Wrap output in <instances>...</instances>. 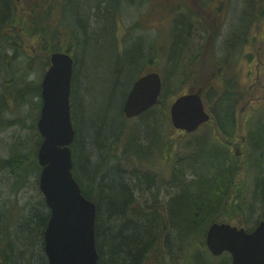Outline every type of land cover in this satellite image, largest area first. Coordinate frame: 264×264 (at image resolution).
<instances>
[{
  "label": "trees",
  "instance_id": "16d2710c",
  "mask_svg": "<svg viewBox=\"0 0 264 264\" xmlns=\"http://www.w3.org/2000/svg\"><path fill=\"white\" fill-rule=\"evenodd\" d=\"M81 1L83 12L77 15L86 33L85 45L88 46L90 43L103 48L108 44V49L111 47L115 52L116 43L112 38L115 32L114 19L120 8L127 4L124 0ZM221 10L222 4L220 13ZM39 11L40 7L38 15L33 13L32 8L28 13L19 12L15 0H0V69L3 71L10 68L8 74L13 73L9 55L15 54V59L19 58L23 54L21 47L24 44L25 47L33 44L35 39L38 52L45 53L48 57L54 52L61 51L77 55L73 81L75 93L72 91L71 96L73 122L77 129V138L72 146L75 160L74 175L84 196L97 206L96 241L99 264H168L161 251V239L167 232L169 241L171 239L182 244L187 237L190 241L183 244H187V247L191 245L196 254H202L204 259L194 254V264H215L217 259L208 252L203 235L211 224L227 222L252 230L256 226L253 215L264 218V121L259 119L258 130L249 134L251 149L248 151L249 157L245 158L246 161H241V165L232 162L230 157L233 153L230 146L235 140L234 132L237 133L234 112L239 96H236L234 82L223 78L226 76L222 73L219 98L216 81L218 68L215 66L217 71L212 78L203 79L200 74H196L192 79L189 75L177 76L175 82L178 88L173 89L170 94L165 91L163 100L168 98L167 105L161 104L145 113L141 117V127L136 126L137 128L133 132L130 130L128 135L123 133L122 127L120 131L106 135L105 132L109 133V126L114 123L115 116L121 117L123 103L115 106L112 103L115 102L114 96L105 93L103 103H98L94 114L87 116V111L85 115L83 114L89 122L79 129L76 124L77 102L82 105L87 98L92 97L85 86L87 56L85 51L80 52L81 48L77 52L66 39L63 45L61 44L60 37L57 38L60 30L56 24L50 23L51 17L48 18L45 30L44 18ZM178 13L180 16L187 14L189 19H194L196 15L185 6L173 11L174 15ZM240 19L239 28L227 42L231 49L235 44L246 43L252 26L264 20V0H247L245 13ZM222 24L221 22L220 30ZM188 25L182 18L175 23L173 33L175 45L171 49V59L179 52L178 46L183 45V34L189 30ZM10 34H16L13 38L15 44L8 37ZM31 34L34 37L30 39ZM45 35L46 43L43 41ZM108 40L114 44L107 43ZM29 53L32 54L28 49V53L24 52L23 55L27 56ZM145 58L146 61L152 62L154 54ZM22 61V67L28 70L36 64L34 60ZM95 61L99 63L101 58ZM17 63L21 64V60ZM48 64L41 62L37 66L44 71ZM137 65L139 63L127 66L135 68ZM118 69L113 66L106 71L104 84H109L110 76H116L117 80L114 82L116 87L118 89L122 87V76ZM221 69L220 65V72ZM14 73L16 89L13 84L7 81L5 83L12 85L5 89L6 92H11L8 97L12 98L16 108L26 105L36 108L32 125L27 123L25 119L27 117L17 115V111H15L17 117L13 120L4 124L0 120V130L16 125L29 129L33 136L32 147L27 140L20 137L11 145L7 157L0 156V175L12 178L10 191L17 196L28 186L31 175L37 174L39 177L41 173L38 151L43 140L37 129L42 105L40 80L28 81L24 73L20 71ZM197 77L200 79L196 81ZM80 81L84 83L82 93H78L77 90ZM191 81L197 88L207 92L215 103L211 108L213 120L217 127L220 126V147L213 138L196 141L193 145L188 143L183 157L175 156L174 163L177 169L173 167L170 182L166 185V182L162 181L156 191L153 190L155 186L153 177L142 173V170L146 169L150 150L160 148V155L164 153L160 146L161 140L156 138L158 128L155 113L163 122L170 114V95L175 94L180 86L189 82L191 84ZM78 94L84 98L80 100ZM5 102L9 105L1 96L0 107H6ZM160 107L162 109L159 110ZM159 137L161 138V135ZM168 142L171 144L169 138ZM165 148L169 149V145H165ZM187 154L189 156L186 158ZM179 155L182 156V153ZM163 157H160L161 163H164V159L161 160ZM182 161L183 164H180ZM250 176L253 178L252 190L248 188L246 182ZM166 190L168 194L165 203ZM137 194H142L144 202L136 201ZM49 218L50 212L45 199L38 205H33L27 214H24L17 205L6 209L0 207V264H34L35 259L38 260V264H48L44 250V234ZM153 253L160 255L159 260L155 259L157 256L154 257ZM221 264H232L231 256L225 254Z\"/></svg>",
  "mask_w": 264,
  "mask_h": 264
},
{
  "label": "rangeland",
  "instance_id": "374dc122",
  "mask_svg": "<svg viewBox=\"0 0 264 264\" xmlns=\"http://www.w3.org/2000/svg\"><path fill=\"white\" fill-rule=\"evenodd\" d=\"M32 1L35 2L36 0H24V3L25 5H29ZM53 1L57 4H55L54 19H57L60 22L64 38L66 40L71 38V33L78 36L82 49L80 52L85 51L87 56L84 71L86 79L85 86L89 90V95L92 97L90 99L87 98L82 105L77 102L76 113L78 119L76 120V124L79 129H82L89 122L83 114L85 115L86 111L87 116L94 114V109L98 108V103H103L104 93L114 96L115 102L112 101V103L115 106L121 105L127 91L134 81V78L140 74L158 72L165 84L171 86V91L178 88L177 83L175 82L176 75L174 71L182 70L187 62L192 61V56H194V54H196V52L208 42L207 39L209 35L204 32L202 27L198 28L193 26L189 29L190 31L188 30L189 32L186 31L183 34V45H179L180 47L178 46L179 52H176L173 59H171V49L175 45L173 39L174 19L180 17L188 24L190 20L187 17V14L182 16H180V13L175 16L172 15L176 3L190 9H193L195 4L196 6L200 5L198 11L203 17L200 16L199 19L203 22L205 20H210L212 22L211 26L209 24L212 32L211 37L213 38L212 44L209 50H207L208 48L202 49L201 53H199L196 59L193 60V71H198L201 68L200 65L208 59V54L210 52L211 56L213 55L216 59L220 58V63L229 68V76L235 78L238 83V91L241 100L236 108V113L238 114V122L241 124L242 131L236 136V143L234 145L242 142L241 138L245 137V132L249 125L256 120L260 113L261 115L264 114V20H261V22H257L252 26L248 43L242 44L244 47L240 48L234 45V47H232L233 49H229L230 47L227 44L228 40H230V35H232L231 33L237 30L241 24L240 18L245 13L246 0H218V3L220 1L223 7L219 17H217L216 10L214 11L212 7L209 9L206 4H202L206 2V0H194V3H192L191 0H124L127 5L120 8V11L116 14L114 19L115 32L112 38L116 43L117 51L115 50V52L111 47L108 49V44H105L103 48L95 44L90 45V43L88 46L85 45V39L82 38V34H79L81 31L79 30V16L77 15L83 12L81 0ZM129 1L133 2L130 3ZM171 19L173 20L172 22ZM220 21L223 23L221 30ZM115 35H117V37H115ZM34 43H36V41H34ZM107 43L114 44L113 41L109 42V40ZM29 46L30 45H26L25 47L24 44L23 47H21L23 49V54L24 52L26 54L28 53L27 48ZM34 53L35 55L33 56L40 59L41 54L37 49L34 50ZM23 54H21L14 63V71H21L24 69V67H22V60L25 61L26 57ZM151 54H154L152 62L143 61L145 56ZM141 57L144 58L141 59ZM100 58L101 61L99 63L95 61ZM39 59H34V62L39 64ZM20 60L21 64L17 63ZM11 62L13 63L14 60H11ZM137 63H139L137 67L128 68V66H134ZM176 64L178 66L175 68ZM113 66L119 68L118 72H121L122 87L120 86L119 89L116 87V83H114L117 80L116 76H110L109 84H104L107 73L106 71ZM9 69L10 68H7L3 71L0 69V97L3 96V91L6 86L5 83L9 77ZM212 73H215L213 69ZM14 74L16 75V73ZM14 74L12 73V75ZM39 76L40 69L37 66L32 67V69L26 73V79L28 81H37ZM83 86L84 83H81L80 81V87L77 88L78 93H82V90L84 89ZM190 87L194 88L193 90H196L197 85L194 86L192 83L188 85L184 84L180 86L176 93L187 92ZM78 96L80 97V100H82L83 96L81 94H78ZM252 99H257L259 102L254 101L249 104ZM167 102L168 98L163 101L161 100L160 104L167 105ZM207 108L210 111V108ZM160 109H162V107H160L159 110ZM15 111H17V115L20 114V117H27L25 119L28 124H33L36 108H32L30 105L16 108L14 102H11L8 106L6 105V107H0L1 123L4 124L5 122H9L16 118L17 115H15ZM155 118L156 126L158 125L161 130L159 132L161 138L159 136L156 138L161 140L160 146L161 149L164 150L163 155H160L158 152L159 159L161 156L165 157L161 159H164V163H161L159 160L158 166H161V169L170 173L169 177L167 176L168 174L164 175V181L167 185L171 180L173 167L175 168V157H170V149L165 148L164 143L166 142V138L171 140V149L176 150L175 156L183 157L188 143L193 145L196 141H200L204 137L214 134V132L212 127L206 126L203 128L204 130L202 132L194 134L195 136L187 137L185 134H180L172 127L170 114L163 122L158 117L157 113H155ZM139 119L136 118L131 120V122L124 123L123 128L127 129V131L131 130L133 132L138 125H140V127L142 125V121ZM120 123L121 119L116 115L114 123L112 122L109 126V133L105 132L106 135L108 136L111 133L120 131V127H122ZM20 137L27 140L29 146H33V136L29 129L21 128V126L17 127L16 125L1 129L0 156L4 158L7 157L8 152L12 147L11 145L15 144L16 139L18 141ZM141 137L145 139L144 136ZM212 137L214 138V135H212ZM242 144L243 145L239 147V149L241 148V154L238 160L240 163L241 161H246L245 158L249 157L248 151L251 149L250 142L244 141ZM181 153L182 156L179 155ZM179 163L183 164V161ZM252 179V176H250L246 181L249 189H251L253 184ZM12 183V178L0 175V207L3 209L12 205H17L22 209L24 214H27L30 212L33 205H38V203L44 199L43 194L39 189L37 174L31 175L28 186L17 196L10 191L9 186H11ZM165 194L164 198H166V200L164 199V201L166 203L168 194L167 190L165 191ZM253 216L257 218L256 214ZM167 234L168 232L164 235V238L161 239V251L163 252L164 258L167 259L168 264H183L186 258L191 260L193 255H196L193 248H191V245L190 247H187V244H183L185 241H183L182 244H179L176 241L174 242V240L171 239L169 241ZM222 261L223 256L217 258L215 264H221ZM34 264H38L37 259L34 260Z\"/></svg>",
  "mask_w": 264,
  "mask_h": 264
},
{
  "label": "water",
  "instance_id": "95a60500",
  "mask_svg": "<svg viewBox=\"0 0 264 264\" xmlns=\"http://www.w3.org/2000/svg\"><path fill=\"white\" fill-rule=\"evenodd\" d=\"M73 73V58L54 54L41 84L42 108L37 124L43 138L38 152L42 167L39 188L50 211L44 234L48 264L99 263L97 206L83 195L73 173L72 145L77 134L71 112ZM161 94L160 75L146 74L134 84L125 115L129 119L142 115L158 104ZM170 116L172 125L187 133H194L210 120L200 93L177 99ZM206 244L216 257L229 253L232 264H264V222L251 233L229 224H214Z\"/></svg>",
  "mask_w": 264,
  "mask_h": 264
},
{
  "label": "bare ground",
  "instance_id": "6f19581e",
  "mask_svg": "<svg viewBox=\"0 0 264 264\" xmlns=\"http://www.w3.org/2000/svg\"><path fill=\"white\" fill-rule=\"evenodd\" d=\"M259 1V0H258ZM12 2V1H11ZM15 2H16V0H15ZM56 3L53 1V0H36L35 2H31V5H32V10H33V13L34 14H37L38 15V9H39V7H40V11H39V13H40V15L44 18V13L42 12V11H44V10H47V23H48V18L49 17H51V21H50V23H53V24H56L57 25V27L59 28V33H58V35H57V38H58V36L60 37V40L61 41H63L64 42V40H65V38H64V34H62V26H61V24H60V22L57 20V19H54V10H55V8H56V5H55ZM45 5H47V8L45 9ZM55 5V6H54ZM175 6H177V7H175ZM246 6H247V0H246ZM55 7V8H54ZM181 7H184V6H182L181 4H178V3H176L175 5H174V10H176V9H179V8H181ZM54 8V9H53ZM172 15L173 16H175L174 14H173V12H172ZM180 17H178V18H176V19H174V28H175V23L178 21V19H179ZM172 19H173V17H172ZM171 19V22L173 21ZM81 24H82V22H81ZM81 24H80V22H79V26H80V28H79V30L82 32H79V34H82V38H84L85 40H86V34H85V31H84V28H83V26H81ZM189 25H190V27H189V29L190 28H192L193 26H196V27H198V28H203V29H205L206 30V33L209 35V37H208V39H207V43L206 44H204L197 52H196V54H194V56H192V61L191 62H187L186 63V65H185V67H183L182 68V70L180 71V70H177V71H174V73H175V75H176V79H177V76H188V75H190V74H195V73H198L199 71H201L202 69H203V65L204 64H201L200 66H201V68L198 70V71H193V66H194V62H193V60L194 59H196V57L199 55V53H201V51H202V49H204L205 47H210L211 46V44H212V40H213V38L211 37V34H212V32H211V27L206 23V22H203V21H201V20H194V19H190L189 20ZM188 25V26H189ZM207 30H209V31H207ZM190 31V30H189ZM173 32H174V29H173ZM234 33V32H233ZM233 33H231L232 35H233ZM213 35H214V33H213ZM232 35H230V37L232 36ZM209 41H211V42H209ZM248 41H249V39H248ZM248 41H246L247 43H248ZM68 43L71 45V46H73V48L78 52L79 50H80V41H79V37L78 36H76L74 33H71V38L69 39V41H68ZM229 49H231V48H229ZM209 50V49H208ZM218 59V58H217ZM217 59L212 55L211 56V53L209 52V54H208V63H210V62H213V63H216V61H217ZM147 60V58H145L143 61H146ZM142 61V62H143ZM178 65L176 64V66H175V68L177 67ZM25 69V68H24ZM23 69V70H24ZM22 71V70H21ZM158 73V72H157ZM140 76H141V74L140 75H138V76H136L135 78H134V81H133V83L131 84V87L129 88V90L127 91V93H126V95H125V98H124V100H123V104H122V107H121V117H120V119H121V125H122V128H123V125H124V123H128V122H131V120H133V119H136V118H141V117H143L144 116V114L145 113H147V112H149V111H151L152 109H154V108H156V107H158V106H160L161 104V100L163 101V98L165 97V91H167V93L168 94H170V92H171V86L168 84H165V82L164 81H162V94H161V96L159 97V101H158V104L156 105V106H154L153 108H151L150 110H148V111H146L145 113H143L142 115H140V116H138V117H135V118H132V119H129L126 115H125V113H124V107H125V104H126V101H127V99H128V97H129V95H130V93H131V91H132V89H133V86H134V84L136 83V81L140 78ZM15 78H10L8 81H7V83H11V84H13L14 86H15V89H16V80H14ZM75 80V78L73 79V81ZM176 81V80H175ZM40 83H42V82H40ZM11 84H9L10 86H12ZM9 85H6L5 86V88H4V91H3V98L4 99H6V101L10 104L11 102H13V100H12V98L11 97H8V96H10L11 95V92H6L5 91V89L6 88H9L10 86ZM234 88H238V83L237 82H235L234 83ZM194 88H189L188 89V91L187 92H184V93H179V94H177V93H175V94H171V98H170V101H169V103H170V108L172 107V105L175 103V101L177 100V99H179L180 97H182V96H185V95H189V94H197V93H200L201 94V99H202V101H203V104L204 105H211V106H214V101H213V99L208 95V93L207 92H205L203 89H200V88H196V90H193ZM72 91H74V93H75V89L73 88V86H72ZM173 91V90H172ZM219 98H220V95H219ZM240 100H241V98H240ZM259 102V100H255V99H252L250 102H249V104H251L252 102ZM5 104L8 106V104L5 102ZM235 113V115L237 114L236 113V111L234 112ZM140 121L142 120V118L141 119H139ZM206 126H210V127H212V130H213V132H214V134L218 137V139H220V133L218 132L220 129H217V128H219V127H217V125L215 124V121L212 119ZM172 127L177 131V132H179L180 134H185L187 137H190L191 136V133H187L186 131H180V130H177L173 125H172ZM157 128H158V132H156V134H157V136H159V132L161 131L160 130V127L157 125ZM218 130V131H217ZM125 132V134H129V132L130 131H127V129H124L123 128V133ZM184 135V136H185ZM122 139H124V137H122ZM206 140V139H205ZM208 141L209 140H207L206 142L208 143ZM219 142H220V140H218ZM242 141V140H241ZM168 139L166 138V142L164 143V145H169V154H170V157H172V156H174L175 157V152H176V150L175 149H171L172 148V145L168 142ZM170 142H171V140H170ZM243 142V141H242ZM241 142V143H242ZM219 147V146H218ZM159 151L158 150H156V149H152V150H150V154H149V159H148V162H147V164H146V169H143L142 170V173H144L145 175H148V176H152L153 177V180H154V183H155V186H154V188H153V190H156L157 191V186L163 181L164 183H165V174H168L167 176L169 177V175H170V173L169 172H166V171H164L163 169H161L160 167L161 166H158L159 165V153H158ZM177 154V153H176ZM189 156V154H187V156H186V158ZM174 157H173V159H174ZM185 158V159H186ZM231 161L232 162H234L235 164H237V165H241L240 164V162H238V161H236V160H234L233 158H232V155H231ZM176 159V158H175ZM184 159V160H185ZM153 164H152V163ZM39 166H40V164H39ZM159 167V168H158ZM40 168H41V173H42V167L40 166ZM177 169V167H175V170ZM174 170V171H175ZM174 171H173V174H174ZM41 173H40V175H39V177H38V183H39V181H40V176H41ZM166 176V177H167ZM171 176H172V172H171ZM82 189V188H81ZM147 189V188H146ZM142 194H137V195H135V199H136V201H138L139 203L140 202H144V199H143V197L141 196ZM88 199V198H87ZM89 200V199H88ZM45 203H46V201H45ZM46 206H47V204H46ZM47 209H49L48 208V206H47ZM253 218H254V223L256 224V225H259L261 222H264V218H261V217H254L253 216ZM5 222H6V220H5ZM7 223H9V220H8V222ZM96 224H97V219H96ZM214 224H229V225H232V226H234V224H231V223H227V222H215V223H213V224H211L210 226H209V228L207 229V231H206V233H204L203 235H204V241H207V235H208V232H209V230H210V228H211V226L212 225H214ZM6 225V224H5ZM190 238H191V241H193V236L191 235L190 236ZM184 241L186 242V241H190V240H188L187 239V237L186 238H184ZM96 245H97V241H96ZM98 249V248H97ZM153 256L154 257H156L155 259L156 260H159V257H160V255H156V254H154L153 253ZM194 256V255H193ZM195 256H199V257H201V259L203 258V256H202V254H200V253H197ZM204 259V258H203ZM194 258L192 257V259L191 260H189L188 258H186V260H184V262H183V264H194Z\"/></svg>",
  "mask_w": 264,
  "mask_h": 264
},
{
  "label": "flooded vegetation",
  "instance_id": "af4514ba",
  "mask_svg": "<svg viewBox=\"0 0 264 264\" xmlns=\"http://www.w3.org/2000/svg\"><path fill=\"white\" fill-rule=\"evenodd\" d=\"M191 2L192 3H194L195 1L194 0H191ZM205 3H207L206 5H207V7L210 9L211 7H212V9L215 11H217V17H219L220 16V1H219V3H218V0H206V2ZM203 4V3H202ZM199 6L200 5H198V6H196V4H195V6H194V8L192 7V5H191V7L193 8L192 9V12H195V14H199V11H198V8H199ZM47 8V5H45V9ZM194 9H195V11H194ZM43 13H44V29L46 30L47 29V26H48V23H47V10H44V11H42ZM201 14V13H200ZM201 16L203 17V15L201 14ZM204 22H206L208 25L210 24V26H211V24H212V22L210 21V20H205ZM204 30V32H206V30L205 29H203ZM34 37V35L33 34H31L30 35V38H33ZM115 37H117V35H115ZM14 38H15V36H14ZM43 41L46 43L47 42V36L45 35V37H44V39H43ZM14 44H15V42H14ZM36 47V46H35ZM35 47L34 48H32V51H33V54H29L28 56H29V58L31 59V60H34V59H39V58H36V56H33V55H35V53H34V50H35ZM205 48H210V47H205ZM207 49V50H208ZM40 54H41V57H40V61L41 62H44V63H47L48 62V56L45 54V53H41L40 52ZM13 56L15 57V54H13ZM202 64H204L203 65V67L204 66H208L209 65V63H208V60H206V61H204ZM215 65L217 66V68H218V75H217V79H218V88H219V95H220V58H218L217 59V61H216V63H215ZM212 116H213V114H212ZM237 124V129H236V132H238L239 134H240V127H241V125H239V123H236ZM203 128H205V127H203ZM200 129L198 132H196L195 134H197V133H200V132H202L204 129ZM219 129H220V127H219ZM234 131H235V129H234ZM219 133H220V130H219ZM238 133H235L234 132V137H235V140H234V143L231 145V143H230V151L233 153V156H232V158L234 159V160H236V161H238L239 160V158H240V149H239V147H241L243 144L242 143H240V144H236V145H234L235 143H236V136L238 135ZM212 135H214V138L212 137ZM191 136H193V135H191ZM195 136V135H194ZM249 136V134H247V133H245V137H243V138H241V140L244 142V141H248V142H250L249 141V138L250 137H248ZM215 139V134H210V135H208V136H206V137H204L203 139ZM231 159V158H230Z\"/></svg>",
  "mask_w": 264,
  "mask_h": 264
}]
</instances>
